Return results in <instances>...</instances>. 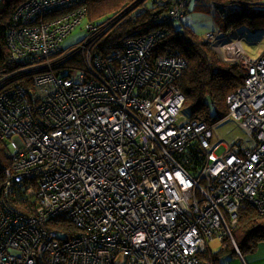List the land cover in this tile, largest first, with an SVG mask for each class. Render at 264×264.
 Here are the masks:
<instances>
[{
	"label": "built area",
	"instance_id": "obj_1",
	"mask_svg": "<svg viewBox=\"0 0 264 264\" xmlns=\"http://www.w3.org/2000/svg\"><path fill=\"white\" fill-rule=\"evenodd\" d=\"M85 1L27 0L13 17L18 68L0 74V264H204L214 238L241 253L240 210L264 214V51L207 34L222 60L240 64L245 83L227 105L252 141L242 148L236 137L218 155L206 119L180 122L188 63L153 53L165 29L96 53L99 28L87 23L62 49Z\"/></svg>",
	"mask_w": 264,
	"mask_h": 264
},
{
	"label": "trees",
	"instance_id": "obj_2",
	"mask_svg": "<svg viewBox=\"0 0 264 264\" xmlns=\"http://www.w3.org/2000/svg\"><path fill=\"white\" fill-rule=\"evenodd\" d=\"M25 1L27 0H0L1 75L18 68L10 61L8 34L14 26L15 13ZM176 1L86 0L84 4L87 7L88 24L92 23L99 28L92 35L91 43L96 53H102L110 51L130 37L165 29L167 33L156 42L153 53L173 54L186 59L187 67L178 80L185 96L183 113H188L189 118H204L210 125H215L229 116L227 98L244 85L245 78L239 63L222 60L208 37H200L183 23L185 16L176 19L170 14ZM195 1L200 9L208 7L214 11L220 10L229 29L249 25L253 30H264V0ZM190 2L191 0H187L184 5L185 15ZM96 18L99 20L95 21ZM78 61L79 59L74 62L70 60L67 64L76 65ZM5 163L8 164L5 145L0 141V166ZM63 224L70 227L68 222ZM233 236L241 253L255 252L264 242V214L247 204L240 210L239 223ZM222 250L232 257L238 254L229 238L223 241ZM199 257L201 261L208 260L209 264H217L219 261V257L208 250L201 252Z\"/></svg>",
	"mask_w": 264,
	"mask_h": 264
},
{
	"label": "rangeland",
	"instance_id": "obj_3",
	"mask_svg": "<svg viewBox=\"0 0 264 264\" xmlns=\"http://www.w3.org/2000/svg\"><path fill=\"white\" fill-rule=\"evenodd\" d=\"M98 20L99 18L95 19V21ZM87 23L88 18L86 17V19L63 40L61 46L63 50L70 49L86 37L88 34L86 28ZM183 23L203 38L207 37L208 32L221 35L228 34L233 38H240L242 39L246 52L254 57L260 56L264 51V30H253L249 25L242 26V28L238 29H229L220 10L214 11L208 7L200 9L197 7L195 0H191L187 6V13ZM182 114L183 116L180 117V122H183L190 117L188 113L184 114L183 110ZM211 127L214 131L212 141L214 144L219 143V146L215 150V153L218 155L223 154L227 150L226 145L234 141L236 137H239L237 141L241 142L240 145L242 148L249 146L252 142L250 136L241 127L240 123L229 116L224 120L219 121L217 124L211 125ZM208 245V252L219 257L217 264H236L238 256L242 258L244 256L245 259L248 255L247 253H238L235 254V258L226 252H222L223 243L218 238L209 241ZM202 262H204V264H209L208 260Z\"/></svg>",
	"mask_w": 264,
	"mask_h": 264
},
{
	"label": "crops",
	"instance_id": "obj_4",
	"mask_svg": "<svg viewBox=\"0 0 264 264\" xmlns=\"http://www.w3.org/2000/svg\"><path fill=\"white\" fill-rule=\"evenodd\" d=\"M236 264H264V242L255 252L248 254L245 259L244 256L243 258L238 256Z\"/></svg>",
	"mask_w": 264,
	"mask_h": 264
}]
</instances>
